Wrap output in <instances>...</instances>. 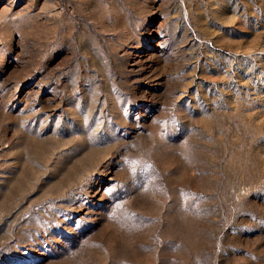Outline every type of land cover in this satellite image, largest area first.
Here are the masks:
<instances>
[{
	"label": "rangeland",
	"instance_id": "374dc122",
	"mask_svg": "<svg viewBox=\"0 0 264 264\" xmlns=\"http://www.w3.org/2000/svg\"><path fill=\"white\" fill-rule=\"evenodd\" d=\"M0 264H264V0H0Z\"/></svg>",
	"mask_w": 264,
	"mask_h": 264
}]
</instances>
